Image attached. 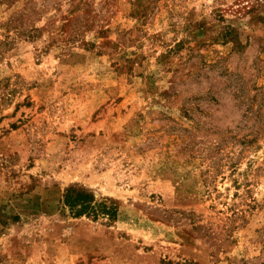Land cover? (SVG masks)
I'll list each match as a JSON object with an SVG mask.
<instances>
[{
	"label": "rangeland",
	"instance_id": "rangeland-1",
	"mask_svg": "<svg viewBox=\"0 0 264 264\" xmlns=\"http://www.w3.org/2000/svg\"><path fill=\"white\" fill-rule=\"evenodd\" d=\"M0 264H264V0H0Z\"/></svg>",
	"mask_w": 264,
	"mask_h": 264
},
{
	"label": "trees",
	"instance_id": "trees-1",
	"mask_svg": "<svg viewBox=\"0 0 264 264\" xmlns=\"http://www.w3.org/2000/svg\"><path fill=\"white\" fill-rule=\"evenodd\" d=\"M63 205L73 216L89 215L97 218L99 215H107L115 218L117 209L114 205L97 202L95 196L84 189L71 187L66 190L63 197Z\"/></svg>",
	"mask_w": 264,
	"mask_h": 264
}]
</instances>
